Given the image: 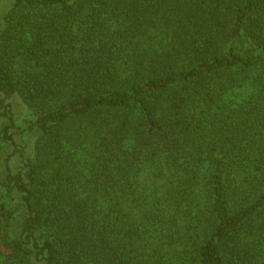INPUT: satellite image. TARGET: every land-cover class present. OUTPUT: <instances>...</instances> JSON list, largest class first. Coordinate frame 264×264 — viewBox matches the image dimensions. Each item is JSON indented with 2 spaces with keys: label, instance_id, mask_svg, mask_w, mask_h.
Masks as SVG:
<instances>
[{
  "label": "trees",
  "instance_id": "trees-1",
  "mask_svg": "<svg viewBox=\"0 0 264 264\" xmlns=\"http://www.w3.org/2000/svg\"><path fill=\"white\" fill-rule=\"evenodd\" d=\"M1 119L0 264H264V0H10Z\"/></svg>",
  "mask_w": 264,
  "mask_h": 264
},
{
  "label": "rangeland",
  "instance_id": "rangeland-1",
  "mask_svg": "<svg viewBox=\"0 0 264 264\" xmlns=\"http://www.w3.org/2000/svg\"><path fill=\"white\" fill-rule=\"evenodd\" d=\"M10 0H0V13L4 12L5 9L7 8V6L9 5ZM14 111H15V117L16 122L18 125H23L24 124V117L27 116L29 114V110L28 108H26L25 106H23L21 103H19V101L17 100L14 103ZM3 120H0V124H2Z\"/></svg>",
  "mask_w": 264,
  "mask_h": 264
}]
</instances>
